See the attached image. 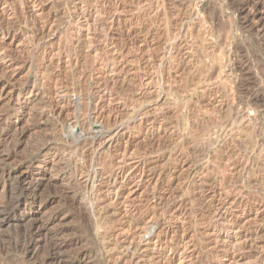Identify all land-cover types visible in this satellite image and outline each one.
<instances>
[{
    "label": "rangeland",
    "instance_id": "1",
    "mask_svg": "<svg viewBox=\"0 0 264 264\" xmlns=\"http://www.w3.org/2000/svg\"><path fill=\"white\" fill-rule=\"evenodd\" d=\"M7 28L0 264H264V0H0Z\"/></svg>",
    "mask_w": 264,
    "mask_h": 264
},
{
    "label": "bare ground",
    "instance_id": "2",
    "mask_svg": "<svg viewBox=\"0 0 264 264\" xmlns=\"http://www.w3.org/2000/svg\"><path fill=\"white\" fill-rule=\"evenodd\" d=\"M15 26V25H14ZM6 28V27H5ZM11 30L9 29V28H7V29H1L0 30V34L4 37H6V35L8 36V35H11ZM25 34V33H24ZM14 35V34H13ZM15 36V35H14ZM13 36V37H14ZM16 37V36H15ZM5 47H6V45H5V43H0V62L1 63H3L2 62V60H3V58H6V56L8 57V53L5 51L6 49H5ZM7 48V47H6ZM9 58V57H8ZM5 66V65H4ZM8 66V65H7ZM4 68V67H3ZM4 69H6V68H4ZM0 84H2L1 82H0ZM4 85H5V83H4ZM3 85V86H4ZM10 90H13V89H10ZM14 91V90H13ZM7 95H9L8 93H6ZM18 94V93H17ZM4 87H1V85H0V99H2L3 97H4ZM254 95V94H253ZM19 95H16V93L15 94H12L11 93V95H9V97L7 98L8 99V101L10 102V104H12V102H13V100H15L16 98L18 99L19 97H18ZM4 99V98H3ZM20 99H21V102H22V104L23 105H17V106H15V103L13 104V105H11L10 107H12L13 109H18L19 111H22V110H24V107H25V105H26V101L28 100H26L24 97H20ZM5 100V99H4ZM1 101V100H0ZM3 103V102H2ZM8 103V102H7ZM4 104H6V102L4 103ZM7 105H9V104H7ZM28 105H26V107H27ZM247 106V105H246ZM9 107V108H10ZM6 108H8V106L6 107ZM12 109V110H13ZM9 110V109H8ZM17 110V111H18ZM95 111V110H94ZM98 111V110H97ZM7 112V111H6ZM23 112V111H22ZM62 112V111H61ZM4 114H5V112H4ZM3 114V115H4ZM8 114V113H7ZM10 114V113H9ZM6 115V114H5ZM5 117V116H4ZM242 117H244V116H242ZM2 120V119H1ZM119 124V123H118ZM112 127H114V126H112ZM87 129V128H86ZM118 131H119V128L118 127H116V128H112V129H110L108 132H105V133H101V135H99V136H96L95 135V137L93 138V140L91 141V143H89L90 144V149H97V146H99L100 147V145H103L105 142H106V140H107V138H109V139H113L114 138V136L118 133ZM89 148V147H88ZM128 148V147H127ZM97 151V150H96ZM91 152V151H90ZM92 159V158H91ZM49 164H50V162H49ZM110 167V166H109ZM116 167V166H115ZM23 168V167H22ZM93 168V167H92ZM91 168V169H92ZM25 169H26V167H25ZM123 169V168H122ZM129 169V168H128ZM142 169V168H141ZM19 170V169H18ZM21 170V169H20ZM24 170V169H23ZM112 170V169H111ZM117 170V169H116ZM125 170V169H124ZM143 170V169H142ZM22 171V170H21ZM103 171V172H102ZM102 171H100V170H96L95 172H94V174L93 175H91V176H89V178H88V180H87V183H90V184H92V185H95V184H97V183H101V186H103V183L104 184H107V185H112L113 187H115V189L116 188H120V186L122 185V181L126 178V176L127 175H125V171H123V170H120V171H116V172H114V170H113V172L112 173H110L111 171L110 170H107V171H109V172H106V173H110L109 175H108V178L106 179V180H104L103 179V176L105 177V175H103L104 174V172H105V170H102ZM140 171V170H139ZM27 172H29V169L27 168V170H24L23 171V174H25V173H27ZM84 172V171H83ZM88 173V172H87ZM128 173V172H127ZM134 173V172H133ZM135 173H137V172H135ZM19 174V173H18ZM33 176H34V174H32ZM107 175V174H106ZM22 176V175H21ZM140 177L142 178V176L140 175ZM144 177V176H143ZM150 177V176H149ZM34 178V177H33ZM151 178V177H150ZM149 178V179H150ZM155 178V177H154ZM145 179V178H144ZM121 180V181H120ZM153 181V180H152ZM126 182V181H125ZM86 183V182H85ZM86 183V184H87ZM156 183H158L157 181H156ZM91 185V186H92ZM96 186V185H95ZM99 186V185H98ZM90 187V186H89ZM32 188V187H31ZM35 188V187H34ZM97 188V187H96ZM95 189V188H94ZM35 190V189H34ZM106 190V189H105ZM96 191H97V193H100V194H102L103 193V189H102V187H101V189L100 188H97L96 189ZM31 192H33V190L31 191ZM107 193V192H106ZM99 195V194H98ZM221 204H223V203H221ZM175 205V204H174ZM177 206V205H176ZM212 207V206H211ZM219 207V206H218ZM225 209V208H224ZM234 212V211H233ZM218 213V212H217ZM221 216V215H220ZM228 216V215H227ZM223 217V216H222ZM230 220V219H229ZM244 236H246V235H248V234H243ZM248 237V236H247ZM246 237V239H248ZM244 238V237H243ZM247 243V241L245 242V244ZM250 243H248V245H249ZM244 246H246V245H244L243 244V248H244ZM257 246H258V244H257ZM249 247H251V244H250V246ZM260 247V246H259ZM263 247H264V245H263ZM241 249V248H240ZM262 249V248H261ZM254 252V251H253ZM258 251H256L255 253H257ZM263 251H261V252H259V253H257V255H262L263 253H262ZM250 254V253H249ZM252 254H254V253H252ZM251 255V254H250ZM255 255V254H254ZM264 256V255H263ZM262 256V257H263ZM241 258V257H240ZM258 259V258H257ZM256 259V260H257ZM240 260V259H239ZM237 261V260H236ZM238 262V261H237Z\"/></svg>",
    "mask_w": 264,
    "mask_h": 264
}]
</instances>
